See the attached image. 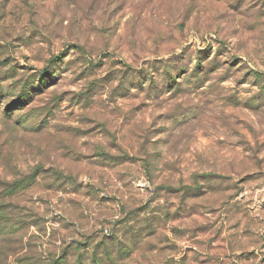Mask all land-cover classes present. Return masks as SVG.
I'll return each instance as SVG.
<instances>
[{
    "label": "rangeland",
    "instance_id": "obj_1",
    "mask_svg": "<svg viewBox=\"0 0 264 264\" xmlns=\"http://www.w3.org/2000/svg\"><path fill=\"white\" fill-rule=\"evenodd\" d=\"M0 264H264V0H0Z\"/></svg>",
    "mask_w": 264,
    "mask_h": 264
},
{
    "label": "built area",
    "instance_id": "obj_2",
    "mask_svg": "<svg viewBox=\"0 0 264 264\" xmlns=\"http://www.w3.org/2000/svg\"><path fill=\"white\" fill-rule=\"evenodd\" d=\"M110 231H111V229H108V228L105 229V233H106L108 236L111 235V233H112V232H110Z\"/></svg>",
    "mask_w": 264,
    "mask_h": 264
}]
</instances>
